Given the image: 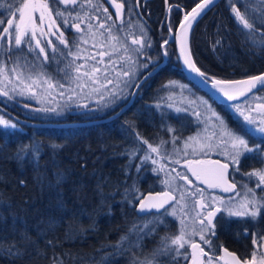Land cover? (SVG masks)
Returning <instances> with one entry per match:
<instances>
[{
    "label": "trees",
    "instance_id": "obj_1",
    "mask_svg": "<svg viewBox=\"0 0 264 264\" xmlns=\"http://www.w3.org/2000/svg\"><path fill=\"white\" fill-rule=\"evenodd\" d=\"M197 1L138 0L137 10L136 0H128L127 3L116 0V3L123 4V14L118 19L110 0H93L94 3H103V7L108 9L112 16L108 25L114 23L118 29H123L118 35L123 37L131 32L139 36V26L143 25L151 42V47L145 52L152 63L147 69L138 70L137 79L128 90L129 95L118 101L115 110L128 101L131 104L114 119H106L114 111L98 110L92 104L66 108L63 114L52 117L36 114L37 106L32 102L13 99L4 103L0 99V106L9 113L0 111V115L16 125L15 128L0 127V264H55L60 260L63 264H133L134 260L139 264L150 256L162 236L175 231L173 219L166 220L164 225H150L146 231L153 227L156 231L144 236L142 246H137V232L129 231L133 225L142 228L155 215L138 216L135 212L137 197L147 192L168 191L163 183L165 173L174 177L167 166L171 162L170 152L174 149L172 134L167 127L176 129L175 135L179 139L175 146L195 133L196 126L188 112L173 113L175 91L166 85L179 82L187 88L176 93L181 97L180 102L184 98L195 99L197 95L207 99L233 131L240 132L243 125L229 110V105L216 103L186 79L173 43H165L183 15ZM78 3H86V0H78ZM0 4L4 5L0 8V19L5 27L7 19L12 16L6 10V0H0ZM58 6L61 9L65 7L62 4ZM130 6L132 14L127 11ZM234 6L242 14L247 8L246 18L250 22L260 17L261 10H264L259 0H239ZM67 7L73 8L71 4ZM232 7L231 0L218 2L197 21L189 42L192 58L201 71L215 79L229 81L264 71V48L253 43V40H261L264 27L256 19V31L250 38L248 29L237 21ZM77 12L82 16L84 12L89 13L90 18L85 16L83 25L90 23L95 27L105 18L103 8L96 12L87 6L83 11L76 7L71 14L76 15ZM57 23L70 42L72 29L64 28L62 20L58 19ZM2 31L0 27V33ZM113 32L116 34V29ZM136 36L129 35L127 43L131 45ZM31 43L34 47L33 40ZM55 44L63 51L53 53L51 47L46 49L49 56L47 65H50V69H46L53 77L60 74L53 69L52 59L56 60L59 68L63 67L62 64L64 68L68 65L65 62L66 47L57 41ZM4 48L7 51L3 58L8 59L13 51H20L14 44V37L11 43L8 36L0 40V52ZM10 48L11 52L8 51ZM21 48L33 60V55L28 53V44H22ZM166 52L165 64L148 75L162 62V54ZM116 55L113 54L114 57ZM140 60L147 63L144 56ZM145 75L147 79L141 82ZM263 93L264 89L252 95ZM157 104L161 105L164 113L163 122ZM169 104H172L171 108ZM137 133L154 147L160 144L161 139L167 141L160 149L161 154L152 153L157 164L152 160L141 164L149 148L148 144L137 140ZM249 141L256 142L250 138ZM35 146L40 149L38 159L32 151ZM134 150L136 155H130ZM161 164L165 165V170L154 173L153 169H158ZM57 174L63 177L59 184ZM25 232L35 241L34 244L22 241L21 234ZM123 236L127 239L121 242ZM48 241H52L54 246H50ZM12 244H16L23 255H9L7 248ZM160 261L170 264L167 257L157 258V262ZM179 264H183V260Z\"/></svg>",
    "mask_w": 264,
    "mask_h": 264
},
{
    "label": "snow or ice",
    "instance_id": "obj_2",
    "mask_svg": "<svg viewBox=\"0 0 264 264\" xmlns=\"http://www.w3.org/2000/svg\"><path fill=\"white\" fill-rule=\"evenodd\" d=\"M6 2L8 4L6 10L11 14L12 18L7 19V27L3 26L4 21L0 19V27L3 28L2 33H0V40L5 36H8L11 43V38L14 37V44L21 52V55L17 56L13 68L8 69L6 66H0V75H3L4 77V81H0V83H4V87L0 88V96H5L8 99H13V96L10 93L16 92V83L13 80V77L21 83H23L25 79H31L32 84L25 85L28 88H31L33 84L40 87V78L43 77H46V79H43V83L47 84L48 88H64V84L60 81H56L55 84H53L51 81L54 77L43 71V68L46 67L49 62V56L46 49L51 47L53 53L58 50L61 52L63 51L58 48V45H56L52 39H47V42L44 43L46 38L56 36L60 44L65 45L66 48L69 47L64 31H62L61 26L57 24L58 19L62 20L64 28H74L77 33H82L84 31L80 25L85 22L84 17L89 16V13L84 12V16H82L80 12H77L75 16H72L71 13L76 10V7H79L81 11H83L85 6H87V8L96 12H99L100 9L103 8L105 20H112V16L108 13V9L103 7V3H94L93 0H86V3H78V0H23V2H20V0H6ZM111 2L116 8L117 18H120L123 14V4L116 3V0H111ZM127 2L128 0H125V3ZM231 2L233 4L232 12L235 14L237 21L243 25V28L248 29V35L250 38L251 34L256 31V19H258L260 25L264 27V10H261L260 17H257L250 22L249 19L246 18L247 8L245 9V14H242L234 6L239 0H231ZM214 3L215 0H201L200 3H197L196 6L192 8L190 13H187L184 16V19L180 24V31L176 33V40L180 44L181 57H183L184 64L191 72H194L201 77L202 82L205 85L210 82L212 89L222 93L228 101H235L239 97H245V100H247L248 97L246 94L252 93L254 89H264V75L252 76L248 80L239 81L211 78L197 67L192 59L191 53L186 51L188 31L192 27L193 22ZM259 3L264 5V0H259ZM61 4L65 6L63 9L58 6ZM69 4L73 6L72 9L67 7ZM3 7L4 5L0 4V8ZM127 11L128 14H132V7L130 6ZM45 24H47V29H45ZM92 27L93 26L89 23L88 29L91 30ZM129 27H131V25H129ZM99 28L104 29V31L108 33V39L115 42L107 45V47L112 49L111 52L101 51L98 53L101 59L96 61V64H104L105 61L103 58L107 56V66L103 69L96 66H90L92 68L91 72H81L84 65H76L75 61L78 58V53L82 51V49H80L79 44H76L74 40L73 44L77 48V53L69 51L68 55L73 56V60L68 62L65 69H59V66H57V70L63 71L64 76L68 78L70 82H76L77 87L84 88L86 86L91 87V85H99L98 87H93L92 91L100 93V98L103 100L104 94L101 92V89H103L111 97V100L115 101L123 95L125 89H129L133 86L137 79L138 70L140 68L147 69L152 63L151 58L148 57L145 52V49L151 47V42L147 39V32L143 25L139 26V36H136L135 33L131 32L126 33L123 37L119 36L118 33L123 31V29H118L114 23L107 26L104 23H101ZM113 29H116V34H114ZM97 31L99 30L97 29ZM169 31L171 32L172 29L170 28ZM37 34H39V36ZM95 35L96 33L93 32V38H95ZM99 35L103 36L104 33L100 32ZM129 35L136 36V38L131 40V45L127 43V37ZM32 40L35 41L34 47L31 43ZM80 40L82 43H88V41L84 39V36H81ZM24 43L28 44V53L34 55L35 60H39L40 56H43L44 60L39 64H37L35 60L28 62L26 55L23 54L21 48ZM165 43H167V41H165ZM253 43L258 47L264 48V35H262L260 41L253 40ZM95 46L96 45H94V47ZM36 49H39V51L37 52ZM8 51L11 52V48ZM121 51L123 52V56L114 62L112 60L113 53H119ZM165 55H167V52ZM141 56H144L147 59V63L140 60ZM22 59L25 61L23 64L20 62ZM89 59L95 61V56H91ZM117 64H119V67L116 66ZM68 68H72L75 72L80 73V75L72 77L67 70ZM37 69L40 71H37ZM109 72H114L115 76L109 78L107 75ZM25 73H27V76H25ZM98 73L100 75H97ZM33 74L37 76V79H32ZM101 76L106 80V83H100ZM85 77H87V81L84 79ZM88 81H91V84H88ZM175 83L176 82H170L166 87H174ZM109 84L113 85L115 90L108 89L107 85ZM9 85H12V87L9 88ZM135 86L138 88L139 84H135ZM180 87L182 89L184 88L183 85ZM69 90L74 92V89ZM233 92H236L237 95H234ZM18 94L24 95L23 89H21ZM61 95H63V92H61ZM69 99H71V97H69ZM199 103L207 105V101L203 99H199ZM156 107L161 109L160 104H157ZM168 107L171 108L172 104H169ZM229 107L235 108L236 112H239L240 115L244 117L245 123L241 125L240 132L228 128L224 120L218 116L210 106H208L207 111L211 112L212 116L215 117L216 123L213 125L211 135L205 137L208 141L206 150L205 146H202L201 148V151L205 155H207V151L217 150L218 154L225 157V162L221 163L218 160L212 161L211 163L213 167L206 168L193 167V165H203L204 161H185V167H187L188 172H190L201 184L206 185V188L195 186L189 188L187 185H191L193 182L189 179L188 175L176 171V169L173 168L172 171L176 172V176L172 177L170 173L166 172V178L163 181L168 187V191L158 193L157 197L149 196L144 198L142 194L137 197L139 199L140 213H144L146 209H157L153 221H149L142 228H137L133 225V228L129 230L137 232V246H142L141 241L144 239V236L155 233V227L146 231L149 224L158 221L160 225H164L166 222L165 218L168 215L176 217L180 224L178 234H166L165 236H162L158 246L153 249L150 257H146L144 260L139 261V264H157L158 257H167L170 258V264H179L178 257L184 256L185 261L188 259L187 246H190L192 249L191 264H264V255H258L259 248L264 247V244L260 243V240L264 239V236H262L260 232L251 233L254 250L251 254V258L243 261H241L235 253L223 248L222 245L219 246V249L223 254L217 255V247H215L212 242V238L216 236V223L214 221L217 218L218 213H226L229 218L227 221L228 223L232 222V218H237L238 222L242 221L248 223L249 218L251 221L256 222L261 215H264V168L253 169L250 172L241 173L243 177L247 178L248 182L240 183L235 178V174L240 173L239 166L242 159H264V103L258 105V108L262 113L259 118L246 115L239 104L229 105ZM175 110L177 113L187 111V109L181 108H176ZM161 112L163 122L164 113L162 109ZM194 114L199 121L200 113L196 112ZM199 122L203 123L204 121ZM0 124L4 125L6 128L16 127L15 124H11L9 121L3 120L2 118H0ZM167 131L172 134L174 151L179 154L180 150L175 148V142L179 139V137L175 135L176 129L168 126ZM207 131L208 126L206 124L204 132ZM200 135V133H197L196 137H189L188 140L184 142L185 148L190 146V141L197 140ZM136 138L142 144H148L149 148V151L145 152L141 164L148 160H152L153 164H157L158 161L152 159V153H157L158 155L161 154L160 149L163 148L167 141L161 139L160 144L154 147L147 140L143 139L139 133L136 134ZM249 138L256 140L257 143L254 146H250ZM213 139L215 140V143H212ZM32 151L38 159L40 154L39 147H33ZM192 154L196 155L195 149ZM130 155L135 156L136 150ZM187 155L188 153L185 151L184 156L187 157ZM172 163L179 164L180 160H173ZM164 170L165 165L161 164L158 169L154 168L153 172L158 174ZM177 178L185 181V183L179 185L176 184L175 181ZM253 178L257 181L255 187L250 186V182ZM62 179L63 177L57 174V184H59ZM106 182L107 181H105V183ZM209 189H220L221 192L230 193L231 195L227 197L218 196L209 192ZM257 190H259L260 194H258ZM125 191L127 193V189ZM177 193L178 197L176 195ZM196 196H199L200 199L195 200ZM190 202H193V208L197 206L200 208V211L196 212L194 216H191V229H189L188 223L186 222L189 219V212L187 209ZM129 203H133V200H129ZM217 204L219 207H215ZM177 205L180 207L179 216L177 215ZM61 207L63 208V203H61ZM169 208H171V212H169ZM205 211L207 213L206 215L204 214ZM54 225L55 221L53 220L52 226ZM139 233H143V235H139ZM249 234V230L245 229L243 232L244 238H247ZM197 235L200 238L199 243L195 242L193 239ZM21 239L26 243H35V241L30 239L26 232L21 234ZM125 239H127L126 236L121 237V242ZM47 243L50 246H54L52 241H48ZM201 244L206 245L209 251H205ZM117 246H119V243ZM7 252L12 256L23 255V252L16 244L10 245L7 248ZM55 264H63V261H57ZM133 264H137V262L134 260Z\"/></svg>",
    "mask_w": 264,
    "mask_h": 264
},
{
    "label": "rangeland",
    "instance_id": "obj_3",
    "mask_svg": "<svg viewBox=\"0 0 264 264\" xmlns=\"http://www.w3.org/2000/svg\"><path fill=\"white\" fill-rule=\"evenodd\" d=\"M110 3L112 6V9L116 10V8L113 6L111 0H110ZM72 16H75V14H73ZM118 19H120V18H118ZM101 23H104L106 26L108 25V21H105V18L99 22V24H101ZM83 24H81V25H83ZM81 25H80V27L84 30L82 33H77L74 28H71L73 31V33L71 35L72 39L70 40V42H68L69 47L66 48L67 51L65 52V56H66L65 62L68 63L69 61L73 60V56L68 55L69 51H71L73 53H77V48L73 44V41L75 40V43L79 44L80 49H82V51H80L78 53V58L75 61L76 65H84V67L81 69V72H84V71L91 72L92 68L90 66H96V67H100L103 69L104 67L107 66L108 57L105 56L103 58L105 61L104 64L97 65L96 61L101 59L100 56L98 55V53L101 51L111 52L112 49L110 47H107V45L111 44V43H115V42L109 40L108 39V33L105 32L104 29L99 28V26L92 27V29L89 30L87 24H85L83 26H81ZM45 29H47V24H45ZM97 29L99 31H97ZM54 31H55V29H54ZM93 32L96 33L95 38H93V36H92ZM100 32H103L104 35L100 36L99 35ZM37 35L39 36V34H37ZM57 35H58V33H57ZM81 36H84V39H86L88 41V43H86V44L82 43V41L80 40ZM50 37L56 38V36H50ZM50 37L46 38L45 40L49 39ZM56 41H57V43H59V40L57 38H56ZM94 45H96V46L94 47ZM63 46L65 47V45H63ZM36 50L39 51V49H36ZM1 51L2 52H0V66H6L8 69L13 68L14 63L16 61V58L18 55H21V52L18 51L15 53L13 51L12 57H10L8 59V58H3V54L7 51V48L1 49ZM23 54L26 55L28 62H32L33 60H35L34 55H33V60L28 58V55L26 54V51H24V49H23ZM116 54L117 55L115 57L112 55V60L114 62L119 60L120 57L123 56V52L121 51L120 53H116ZM91 56H95V61L92 59H89V57H91ZM43 60H44V57L40 56L39 60H35V62L37 64H39ZM52 61H53V69L55 68L56 72H58V74H60V75L57 77H54V79L51 82L53 84H55L56 81H60L61 83L64 84L63 89L48 88V85L43 83V79H46V77L40 78V84H41L40 87H37L36 85L33 84L31 88H28L25 86L26 84H32L31 79H25V81L23 83H21L19 80H17L15 77H13V80L16 83V92L10 93L13 96V99H21V100H25V101H29V102L34 103L37 106V110H36L37 113L36 114H39L40 116L50 115L52 117H58L59 114H63V112L66 111V108H72V107L81 106V105H91V104L97 106L98 110H102L103 108H107L108 106H110L114 103H117L121 99H126L127 95H129V93H128L129 89H125L123 95H121L120 98L116 99L115 101H112L111 97L108 95V93L105 92L103 89H101V92L104 94V99L102 100L100 98V93L92 91L93 87H98L99 85H91V87L86 86L84 88L77 87L76 82H70L69 79L64 76L63 71L57 70V66H59V65L57 64L56 60L52 59ZM20 62L23 64L25 61L22 59ZM49 66L50 65H47L46 67H44L43 71L48 73L49 75H51L49 70H47V69H50V68H48ZM62 66L63 67H61L59 69H65L64 64H62ZM116 66L119 67V64H117ZM67 70L72 77L80 75V73L75 72L72 68H68ZM37 71H40V70L37 69ZM97 75H100V74L98 73ZM107 75L109 76V78H112L115 76V73L109 72V73H107ZM25 76H27V73H25ZM32 79H37V76L35 74H33ZM84 79L87 81V77H85ZM124 79H127V78H124ZM0 81H4L3 75H0ZM100 83H106V80H104L103 76H101ZM88 84H91V81H88ZM181 85H183V84L176 82L175 86L173 87V90L175 91V94H174L175 99L174 100H176L173 102V107H172L173 111H174L173 113L174 114L182 113V111L177 113L175 110L176 108L187 109L186 112H188L193 117L192 118L193 123L196 126L195 127V133L187 136L184 141H181V143H179V145L175 146V148L180 150L179 154H177L174 151V149L171 150V152H170L171 154L169 155L171 162L168 163L167 166L169 167V170L174 175V177L176 176V172L172 171L173 168H175L176 171L186 173L188 175L189 179L193 182V184L187 185L189 188H192L193 186L202 188L197 182L193 181L190 178L189 174L187 173V171H186L185 167L182 165V163L186 160H210L214 156L225 159V157L223 155L218 154L217 150L207 151V155H205L201 151L202 146H205V150H206V145H207L208 141L205 139V137L211 135V132L213 130V125L216 123L215 117L212 116L211 112L207 111V108H208V106H210L213 111H215L216 113H217V111L213 108V106H211L210 102L207 99L203 98L201 95H197L195 99L184 98L180 102L181 97H178V95L176 93L184 91L186 88L183 85L184 88L182 89L180 87ZM2 87H4V83H0V88H2ZM11 87H12V85H9V88H11ZM107 87H108V89L115 90L113 88V85H111V84L107 85ZM21 89H23L24 95L18 94ZM69 89H74V92L69 90ZM61 92H63V95H61ZM69 97H71V99H69ZM198 98L207 101V105L200 104ZM0 99L4 103L5 102L9 103L13 100V99H8L5 96H0ZM193 101H194V103H193ZM261 103H264V93L249 97L247 100H244L243 102L238 103V104L241 106L242 110L244 111V113L246 115H251L253 117L259 118L262 113H261V110L258 108V105ZM228 108L231 112H233L232 114L238 120H240V122L242 124L245 123L244 117L242 115H240L239 112H236L235 108H230V107H228ZM196 112L200 113L199 121H204L203 123L198 121L196 115L194 114ZM217 115L222 118V116L219 115V113H217ZM44 117H46V116H44ZM0 118H2L3 120H7L11 124H13L10 120H8L3 115H0ZM206 124L208 126V131L204 132ZM0 127L6 128L2 124H0ZM7 128H11V127H7ZM197 133L201 134L200 137L197 140L190 141L189 142L190 146L185 148L184 142L186 140H188L189 137H196ZM212 143H215L214 139H213ZM194 149L196 150V155L192 154ZM185 151H187V153H188L187 157L184 156ZM176 159L180 160L179 164L172 163V161L176 160ZM262 168H264V164L262 165ZM239 182L244 183V182H248V181H247V178H242V180H240ZM251 182H252V184L250 186L255 187V184L257 182L256 179L253 178V180ZM175 183L179 185V184H184L185 181L177 178ZM208 191L217 195L212 190H208ZM176 195L178 197V193ZM199 199H200L199 196L195 197V200H199ZM215 207H219V205L217 204V205H215ZM187 210L189 212V219L186 222L188 223L189 229H191V226H192L191 216H194L196 212L200 211V208L198 206L193 208V202H190L188 204ZM169 212H171V208H169ZM204 214L205 215L207 214L206 211ZM177 215L178 216L180 215L179 205H177ZM168 219H173L176 222V229H175V231H173L171 233V235L178 234L179 228H180L179 220L176 217H173L171 215H168L165 218V221ZM153 220H154V218H151L148 220V222L153 221ZM153 224L159 225V222L156 221L155 223L149 224V226L153 225ZM193 239L194 240H196V239L200 240L198 235L195 236ZM188 247L189 246H187V249H188ZM158 258L161 259L163 257H158ZM177 259H178V262L181 263L182 260L184 261V256H180ZM157 264H167V262L160 261V262H157Z\"/></svg>",
    "mask_w": 264,
    "mask_h": 264
},
{
    "label": "flooded vegetation",
    "instance_id": "obj_4",
    "mask_svg": "<svg viewBox=\"0 0 264 264\" xmlns=\"http://www.w3.org/2000/svg\"><path fill=\"white\" fill-rule=\"evenodd\" d=\"M5 27H7V23H6ZM49 39H52L54 41V43L56 41V38L50 37ZM33 42L35 44L34 40H33ZM46 42H47V40L44 41V43H46ZM165 62H166V56H165V60L163 61V59H162V62L159 65L155 66L154 70L149 72L148 75L154 73L162 64H165ZM145 76L147 77V75H145ZM252 96H254V95L251 94L249 97H252ZM236 104H238V103H236ZM256 143L257 142L249 141L250 146H253ZM212 160H219L222 163L225 162L224 158L215 157V156L210 160H199V161L209 162ZM263 164H264V159H242L240 166H239L240 167V173L235 174L236 180L240 181V180H242V178H246V177H243L241 175V173H247V172L252 171L253 169H260V168H262ZM182 165L185 167V161L182 163ZM185 169L193 181L197 182L202 188H206V186L202 185L198 180H196L188 172L187 167H185ZM230 171H231V167H230ZM230 182H231V180H230ZM251 184H252V182H250V185ZM209 190L214 191L218 196H222V197H227V196L231 195L230 193L221 192L220 189H209ZM257 192H258V194H260L259 190H257ZM228 220H229V218L227 217L226 213L221 212V213L217 214V218L214 221L216 223V229H215L216 236L212 238V242H213V245L215 247H217V255L223 254L222 251L219 249V246L222 245L223 248H226L228 251L235 253L241 259V261H243L245 259H250L251 254L254 250V246L252 243L253 237H252L251 233L260 232L261 235L264 236V215H261V217H259L258 221H256V222L251 221L250 218H249L248 223H244L242 221L238 222L237 218H232L231 223H228L227 222ZM245 229H248L249 233H250L247 236V238H244V236H243V232ZM195 242L199 243L200 240L196 239ZM260 243L264 244V239L260 240ZM201 246L204 247L205 251H209V249L206 245L201 244ZM187 253H188V259H187V261H185V259H184L183 264H189L190 263V260H191L190 246L187 249ZM258 255H264V247L259 248ZM205 259H207V258H205Z\"/></svg>",
    "mask_w": 264,
    "mask_h": 264
},
{
    "label": "water",
    "instance_id": "obj_5",
    "mask_svg": "<svg viewBox=\"0 0 264 264\" xmlns=\"http://www.w3.org/2000/svg\"><path fill=\"white\" fill-rule=\"evenodd\" d=\"M137 1L136 0V3H135V6H136V9L138 10V6H137ZM221 0H215V3L210 5L208 7V9H206L202 14L201 16H199L197 18L196 21L193 22L192 24V27L189 29L188 31V39H187V47H186V51L190 52V35H191V32H192V29L193 27L195 26V24L197 23V21L204 15L206 14L212 7H214L218 2H220ZM201 0L197 1L184 15L183 17L181 18V20L179 21V23L177 24L174 32L170 33L169 35V38L167 40V43H173L174 45V48H175V53H176V57H177V61H178V64H179V67L183 73V75L186 77V79L194 84L199 90H201L203 93H205L209 98L213 99L216 103L218 104H223V105H232V104H236V103H240L242 102L245 97H239L237 100L235 101H228L227 98L225 96H223L222 93H219L217 91H215L214 89H212L211 87V83L209 82L207 85H205L203 82H202V78L199 77L196 73L194 72H191L187 66L184 64V59L183 57H181V50H180V44L177 42L176 40V33H178L180 31V24H181V21H183L184 19V16L187 14V13H190L192 8H194L196 6L197 3H200ZM138 12V11H137ZM191 53V52H190ZM192 56V55H191ZM162 59L163 61L165 60V55L164 53L162 54ZM193 59V58H192ZM194 61V60H193ZM260 75H264V71L259 73V74H256L254 76H260ZM210 77V76H209ZM252 77V76H251ZM213 78V77H211ZM250 77L248 78H243V79H237V80H230V81H239V80H248ZM262 90V89H260ZM259 90L257 89H254L252 93L250 94H246L247 97H249L251 94L257 92ZM234 95H237L236 92H233ZM131 101H128V103L125 105V107L121 110L124 111L130 104ZM0 111L4 112V113H7L9 114L8 112H6V110H4L1 106H0ZM212 161H217V160H212ZM212 161H209V162H204L203 165H193V167H206V168H211L213 167L212 165ZM219 161V160H218ZM222 163V162H221ZM190 173V172H189ZM191 174V173H190ZM192 175V174H191ZM194 177V176H193ZM195 178V177H194ZM196 179V178H195ZM204 185V184H202ZM206 186V185H204ZM164 191H158V192H147L143 195L144 198H147L149 196H152V197H157V194L158 193H162ZM158 198H162V197H158ZM162 211V210H160ZM135 212L138 216H143V215H147V214H150V213H157V209L153 208V209H146L144 211V213H140L139 212V201L135 207ZM191 252H192V249L190 247V255H191ZM191 264V260H190V263Z\"/></svg>",
    "mask_w": 264,
    "mask_h": 264
},
{
    "label": "bare ground",
    "instance_id": "obj_6",
    "mask_svg": "<svg viewBox=\"0 0 264 264\" xmlns=\"http://www.w3.org/2000/svg\"><path fill=\"white\" fill-rule=\"evenodd\" d=\"M100 24L99 23H96V25L95 26H99ZM147 79V77L146 76H144V77H142L141 78V82L142 81H145ZM128 103V102H127ZM126 103V104H127ZM118 104V102L117 103H114V104H112V105H110V106H108L107 108H103L102 109V111H104V110H109V111H114L112 114H110L106 119L107 120H111V119H114V118H116L117 116H119V115H121L129 106H130V104H131V102H130V104H129V106L124 110V111H122L121 112V110L125 107V105L126 104H124V105H122L120 108H117V110H115V107H116V105ZM107 112V111H106ZM109 113H111V112H109ZM163 211V210H162ZM150 214H153V213H150ZM154 214H156V213H154Z\"/></svg>",
    "mask_w": 264,
    "mask_h": 264
}]
</instances>
